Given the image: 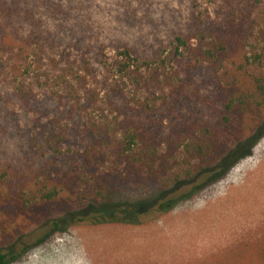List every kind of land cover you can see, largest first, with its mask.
I'll return each mask as SVG.
<instances>
[{"label":"rangeland","instance_id":"obj_1","mask_svg":"<svg viewBox=\"0 0 264 264\" xmlns=\"http://www.w3.org/2000/svg\"><path fill=\"white\" fill-rule=\"evenodd\" d=\"M11 1L34 23L0 17V249L18 252L6 264H212L260 232L264 133L206 183L210 171L171 185L169 172L130 166L117 151L135 130L139 148L183 170L198 164L185 142L210 139L209 129L236 145V124L222 117L231 94L264 73V0ZM176 35L187 45L176 49ZM125 46L156 62L121 75ZM94 184L101 194L89 193ZM54 188L53 200L28 207ZM105 199L130 203L136 220L81 218Z\"/></svg>","mask_w":264,"mask_h":264},{"label":"trees","instance_id":"obj_2","mask_svg":"<svg viewBox=\"0 0 264 264\" xmlns=\"http://www.w3.org/2000/svg\"><path fill=\"white\" fill-rule=\"evenodd\" d=\"M20 11V13H16ZM15 14V15H14ZM0 17L10 21L12 23V18L17 21L18 24L15 28H19L21 24L29 20L33 22V16L30 10H26L25 7H21L19 4L11 0H0ZM18 18H21L19 20ZM37 29V28H36ZM35 32V30H34ZM32 36L37 35L33 33ZM35 37V38H36ZM32 38V37H31ZM5 37H0V46L5 43ZM176 42V49L178 46H186L187 40L181 36L176 35L174 37ZM23 42L27 44L29 42L28 38H24ZM117 61L114 64L117 72L123 76H130V78H137L138 72H140L141 66H149L151 63L156 61H139L136 56L133 55L128 47H122L117 50ZM261 57L260 53L253 57V60H258ZM250 58V57H249ZM162 60V59H161ZM248 60V57H247ZM252 62V61H250ZM259 62V60H258ZM252 88L248 89H238L234 91L231 96L227 99L225 103V110L228 115L222 117V122L235 123L230 130L233 133L231 138L234 139V144L223 147L220 134L212 132L210 129L207 133L210 134V139L205 136L200 137L198 142H185V152L188 156H194L198 160V164L188 163L186 169H172L171 166L167 164V161H162L159 152L149 151L148 148L138 146V131L124 129L120 140V147L117 154L122 156L126 162L133 167L146 168L150 174L157 171L169 172L164 179L167 182H171L174 185L180 181H185L196 176L200 172L210 171V174L206 178V182H211L217 178L220 174L226 171L227 168L235 161L247 153L250 146L264 133V73L263 74H251ZM245 117H249L250 125L248 129H244L245 125L239 123L238 121ZM232 139V140H233ZM164 164V166H163ZM2 179L0 177V196L2 190ZM199 186L195 185L193 190ZM90 194H101L102 189L98 185L94 184L89 190ZM57 194L56 188L43 191L33 197L32 205L28 206L27 202L29 200L24 199L25 206L32 207L37 205H44L55 198ZM178 198H170L166 203H162L161 207L166 205L169 207ZM97 202H91L81 211H88V215L81 217L86 218L91 216L96 219H110L117 220V213H124V219L128 222H134L136 219L135 213L130 210V203H118L101 200ZM55 227L58 223L55 221ZM42 240L39 238L38 241ZM18 252H4L0 249V264H6L8 261L12 260L17 256ZM212 264H264V227H261L260 232H258L253 237L243 238L237 243L227 246L220 252L219 257L213 259Z\"/></svg>","mask_w":264,"mask_h":264},{"label":"bare ground","instance_id":"obj_3","mask_svg":"<svg viewBox=\"0 0 264 264\" xmlns=\"http://www.w3.org/2000/svg\"><path fill=\"white\" fill-rule=\"evenodd\" d=\"M249 179V178H248ZM254 180V179H253Z\"/></svg>","mask_w":264,"mask_h":264}]
</instances>
